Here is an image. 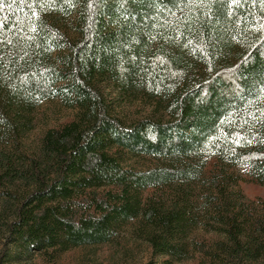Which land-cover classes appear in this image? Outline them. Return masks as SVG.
Here are the masks:
<instances>
[{
	"label": "trees",
	"instance_id": "obj_1",
	"mask_svg": "<svg viewBox=\"0 0 264 264\" xmlns=\"http://www.w3.org/2000/svg\"><path fill=\"white\" fill-rule=\"evenodd\" d=\"M204 1L0 0V264L125 232L160 264H264L235 170L264 186V0ZM236 20L258 35L227 60ZM53 102L71 116L36 133Z\"/></svg>",
	"mask_w": 264,
	"mask_h": 264
},
{
	"label": "rangeland",
	"instance_id": "obj_2",
	"mask_svg": "<svg viewBox=\"0 0 264 264\" xmlns=\"http://www.w3.org/2000/svg\"><path fill=\"white\" fill-rule=\"evenodd\" d=\"M228 13L231 15L236 8L240 7L241 0H227ZM254 2V1H253ZM256 3H260L259 0H255ZM261 9L257 12V17L264 19V4L260 3ZM189 12L187 15L193 20L205 15L206 2L204 0H190ZM235 9V10H234ZM263 16V17H262ZM236 24V25H235ZM234 33L231 36V45L229 55L226 56L227 60H232L233 57L238 54L241 49L247 46L253 38L258 35V24L254 22L239 21L234 23ZM223 60V59H222ZM200 64V63H198ZM194 74L202 75L200 66H196ZM264 107L262 106V109ZM40 112H43L37 124V131H41L46 126H52L58 122L71 116L69 110L60 108L57 102L43 103L40 107ZM150 107L144 104L142 101L132 102L130 111L127 114L141 116L148 112ZM259 120H264V110L258 114ZM257 120H253L247 124L250 128H255V125L259 123ZM244 125V123H242ZM137 165L142 168H146L150 164H153L149 158H140ZM238 174L241 177V181L238 183V187L243 191L246 197L251 199H261L264 201V186H258L250 183L246 177L245 167H236ZM160 258H155L149 245L140 238H134L129 232L123 233L120 238H112L111 241L105 245L96 247H87L83 249H75L63 254L58 264H160ZM30 264H43L38 256H33ZM172 264H199L194 260H185Z\"/></svg>",
	"mask_w": 264,
	"mask_h": 264
},
{
	"label": "snow or ice",
	"instance_id": "obj_3",
	"mask_svg": "<svg viewBox=\"0 0 264 264\" xmlns=\"http://www.w3.org/2000/svg\"><path fill=\"white\" fill-rule=\"evenodd\" d=\"M236 2H238V0H236Z\"/></svg>",
	"mask_w": 264,
	"mask_h": 264
}]
</instances>
